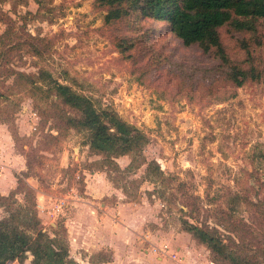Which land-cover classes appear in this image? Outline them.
<instances>
[{
  "label": "rangeland",
  "instance_id": "1",
  "mask_svg": "<svg viewBox=\"0 0 264 264\" xmlns=\"http://www.w3.org/2000/svg\"><path fill=\"white\" fill-rule=\"evenodd\" d=\"M107 13L97 0H0V40L10 29L16 45L1 59L0 124L13 133L31 168L20 177L29 175L25 182L35 194L42 228L51 233L53 224L64 221L48 214L42 193L65 197L76 187L84 197L85 179L104 170L127 202L149 207L143 228L159 231L161 244L176 248L183 220L228 235L220 213L232 210L236 236L249 241L247 227L264 230L256 206L264 201V21L256 32L220 30L231 64L261 75L238 87L215 52L185 47L166 23L135 16L107 23ZM5 43L11 41L0 44V51ZM42 70L143 131L144 157L157 161L169 180L155 186L146 165L118 170L90 152L83 133L60 132L55 108L36 102L30 85L14 74L37 78ZM125 158L129 166L133 157ZM95 162L105 164L100 169ZM235 194L245 199L232 202ZM18 198L25 202L24 195ZM7 216L0 209V217ZM196 244L212 261L210 251ZM15 261L32 264L33 256Z\"/></svg>",
  "mask_w": 264,
  "mask_h": 264
},
{
  "label": "trees",
  "instance_id": "2",
  "mask_svg": "<svg viewBox=\"0 0 264 264\" xmlns=\"http://www.w3.org/2000/svg\"><path fill=\"white\" fill-rule=\"evenodd\" d=\"M97 1L108 8L105 17L107 23L131 16H135L137 21L143 18L166 23L168 31L181 40L185 47L198 46L207 54L215 52L229 65V79L238 87H242L249 79L261 78L260 73L255 70L246 71L231 64L220 30L231 26L237 32H256L264 21V0ZM5 40L11 43H5L4 50L0 51V69L3 53L16 47L10 29L3 35L0 44ZM14 74L21 76L25 86L30 85V94L36 102L55 108L52 118L60 132L63 129H73L83 133L90 152L105 156L118 170L121 168L113 158L130 155L133 159L124 171L146 165V178L155 186L163 185L169 180L157 161L149 162L144 157L148 144L146 134L123 120L117 112L99 109L92 98L54 79L48 71L42 70L35 79L21 72ZM1 96L3 95L0 94ZM61 122L65 126L60 127ZM95 163L100 165V169L105 164ZM27 169L31 170L28 162ZM28 176L24 174L23 178L19 177L18 188L10 195L0 194V209L8 215L0 217V264L15 260L23 263L28 259V254L33 256L32 264H74L70 259L64 225L58 224L52 228V235L41 228L42 221L35 194L25 182ZM19 195H24V203L18 198ZM238 198L242 197L235 194L231 201L235 202ZM256 206L262 209L261 216L264 218V201H259ZM220 214L221 225L228 235L224 236L218 227L201 226L188 220L182 221L183 230L210 251L214 264H264V230H255L249 226V241L241 240L236 236L239 230L233 220L234 210L222 211Z\"/></svg>",
  "mask_w": 264,
  "mask_h": 264
},
{
  "label": "crops",
  "instance_id": "3",
  "mask_svg": "<svg viewBox=\"0 0 264 264\" xmlns=\"http://www.w3.org/2000/svg\"><path fill=\"white\" fill-rule=\"evenodd\" d=\"M125 157L113 160L124 169L128 167ZM26 171L27 160L19 151L17 140L6 125L0 124V194L8 196L15 191L20 175ZM88 176L85 196L71 201L59 216L64 219L74 264H214L209 254L200 252L196 241H181L182 237H191L189 233L178 235L181 240L173 241L176 248L159 243V231L146 232L143 228L149 207L127 202L121 188L108 180L104 170ZM45 198L50 201L53 197L42 193L41 199Z\"/></svg>",
  "mask_w": 264,
  "mask_h": 264
},
{
  "label": "built area",
  "instance_id": "4",
  "mask_svg": "<svg viewBox=\"0 0 264 264\" xmlns=\"http://www.w3.org/2000/svg\"><path fill=\"white\" fill-rule=\"evenodd\" d=\"M80 194L76 188H73L71 192L68 193V196L65 197H53L50 199L48 208V214L52 217H59L64 213V210L69 206L70 202L79 199ZM43 211H45L43 206H39ZM165 253L164 251H162ZM18 261H14L13 264H17ZM11 264V263H10Z\"/></svg>",
  "mask_w": 264,
  "mask_h": 264
}]
</instances>
